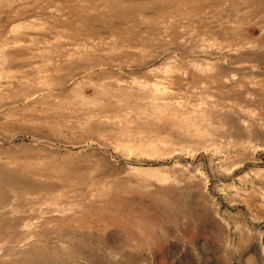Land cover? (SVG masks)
I'll return each instance as SVG.
<instances>
[{
  "label": "rangeland",
  "instance_id": "374dc122",
  "mask_svg": "<svg viewBox=\"0 0 264 264\" xmlns=\"http://www.w3.org/2000/svg\"><path fill=\"white\" fill-rule=\"evenodd\" d=\"M215 1L172 26L154 8L72 22L89 0L0 6V264H264V7ZM218 29L244 33L261 62ZM22 61L143 83L171 111L145 99L102 122L122 137L93 134L99 123L63 102L73 83L38 88Z\"/></svg>",
  "mask_w": 264,
  "mask_h": 264
},
{
  "label": "bare ground",
  "instance_id": "6f19581e",
  "mask_svg": "<svg viewBox=\"0 0 264 264\" xmlns=\"http://www.w3.org/2000/svg\"><path fill=\"white\" fill-rule=\"evenodd\" d=\"M92 1L98 2L99 6L96 7V9H95V4H94V7L89 5V4L88 5L90 7H84V5H83L75 15H72L71 21L76 23V24H82V25L86 24V23L93 24L95 22V25L93 27H95L96 24H99V23H102L106 26L112 22L108 19V17H107L108 15H104L105 13H103V14H101V13L96 14L95 13L96 16L95 15L90 16L91 14L87 15L85 10L88 11V9H91V10L103 9L102 11L105 10L107 12L109 10H112L113 11L112 19L114 20L115 18L118 19V17H119V19L122 17L123 18H125V17L137 18V15H141L143 12H145V10H148L149 8H154V9H156V14L154 16L157 19L159 17V18H161V20H165V23L172 26V25H175V23H181L185 19L188 20V18L192 17V15L198 16L199 15V14L197 15L198 11L204 10L205 8L206 9L207 8L216 9L217 7H219V5L217 4V2L215 0H91V1L89 0L88 3L92 2ZM6 2H7V0H0V6L5 5ZM155 3L161 4V6L157 7V5H155ZM228 3H230L232 9L233 8L235 9V8H237V6H239L238 0H232V3L230 1H228ZM243 3H244L243 11H247V12L249 11V3L254 5V6L264 7V0H244ZM220 8H222V7H220ZM147 17H149L150 19L153 18L152 16H147ZM149 18H147V19L149 20ZM180 20H181V22H180ZM244 21L245 20H243L241 22V24ZM209 28L212 29V27H209ZM218 30L222 34H225V32H227L229 37H235L236 39L239 40V42H241L242 44L244 43L246 45L247 49H250V50L254 49L250 45L251 40L247 36H245L244 33L241 34V32H240L238 34H235L234 36H231L229 33L231 31H229V30H227V31H221L222 29L221 30L218 29ZM57 33L60 36H63L66 34V31L65 30L64 31L59 30ZM225 36H227V35H225ZM85 46L86 45H83L82 49L80 50L81 52H83V54H85L87 52L83 49ZM244 54H245V58L251 57V54L248 51L245 52ZM257 54H258L257 51L254 49L252 51L254 64H256L257 62H261L258 58H256L254 56ZM96 55H98V54H96ZM95 58L96 57H94L93 60ZM97 58H100V59L95 60L94 62L96 64H102L103 65L104 63H100L97 61L102 60L104 58H102L100 56H98ZM260 58H261V60H264V59H262V56H260ZM104 61H106L107 64L109 63L105 59H104ZM262 63H264V62H262ZM254 64H252L250 68L257 70L259 67H258V65L254 66ZM68 65H70V64L69 63H60V62L59 63L57 62V65H56L55 62H45L42 64V63H38L36 61H31V62L22 61L21 63L13 64V69L25 72V74L31 78L34 77L37 80L36 86H38V88H48L49 87V88L59 90V89H63L65 87H67L69 85V82L73 83V85L70 88H68V90L61 92L62 94L67 93L65 96V100H63V102L65 101L67 104L72 105L76 109L78 114L86 117L87 119L92 118L95 120L94 122L99 123L98 125H95L94 127H89V131L92 132L93 134H97L99 131L100 132L103 131V133H104L103 135H106V134L110 133L112 130V133L116 137L117 136L122 137L123 134H125L123 131H118L116 129V127L108 128V127L104 126L102 124V122L107 119V117L109 116L111 111L113 113L117 109V110H119L120 113H122V116H124L127 113V108L129 106L132 109L134 106L139 105V102H142L145 99L148 102L152 101V106H144L143 107V109L145 111H154V110L171 111L169 109V107H165L163 105H159V104H156L154 102V98H156L157 96L155 94L156 91H154L153 88L150 89L151 94H149V93L145 94L144 92L140 93L137 90L136 86H138V88L143 89V90L147 89V86L143 83L141 84V83L137 82V83H135V85H133V82H132V84H126V83L120 82L119 80L118 81L116 80L117 83L114 82V80H104L101 82H99V81L95 82L92 80V78L90 76H85L83 74H81V79L79 81H76L77 75H80V73L78 71H76L75 67L70 69L71 74L68 77L64 74L66 71V67H68ZM0 67H1V64H0ZM2 69H5V70L11 69V63H8L5 65V61H4V64L2 65ZM44 69H56L57 70V73L50 74L51 76L53 75V80H54L53 82H49L47 76L44 74ZM63 69H64V73L62 74L61 71H63ZM104 75H107V73H104ZM69 78H71V79L69 80ZM154 88H155V86H154ZM256 103L258 104L257 101H256ZM140 110H142V109H140ZM213 110H214V108H212V109L210 108V111H213ZM136 116H137V114H136ZM222 120H223V122H227V123L230 122L228 116L223 117ZM148 123L149 122H146V124H148ZM100 125L103 128H101ZM151 130L157 131V132L164 131L163 128L159 127V125L153 126L151 128ZM146 132H148V131H146ZM148 135L149 136H155L156 133L149 132ZM50 150H51V148H50ZM0 187H2L1 184H0Z\"/></svg>",
  "mask_w": 264,
  "mask_h": 264
}]
</instances>
